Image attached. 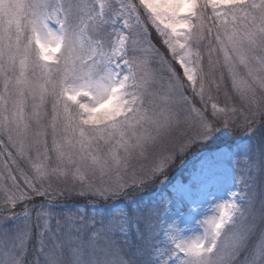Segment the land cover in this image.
<instances>
[{"label":"snow or ice","instance_id":"snow-or-ice-1","mask_svg":"<svg viewBox=\"0 0 264 264\" xmlns=\"http://www.w3.org/2000/svg\"><path fill=\"white\" fill-rule=\"evenodd\" d=\"M0 264H264V0H0Z\"/></svg>","mask_w":264,"mask_h":264},{"label":"rangeland","instance_id":"rangeland-1","mask_svg":"<svg viewBox=\"0 0 264 264\" xmlns=\"http://www.w3.org/2000/svg\"><path fill=\"white\" fill-rule=\"evenodd\" d=\"M199 151L198 149H193L192 152H189L187 157H185L186 161H190L192 156H193V152H197ZM177 163L179 164V161H177ZM183 173L186 175L188 168H185L182 170ZM176 173V169H173L172 172L169 173V175H172ZM74 193H65L64 197L59 198V200L57 201V203L63 204L64 207V211H74L75 210V206L76 205H84L89 203V198H81L79 196H77L76 198L72 197ZM139 195V194H138ZM145 198L149 197L151 195V189L149 191H146L145 193L142 194ZM223 195V193H222ZM39 202V201H38ZM17 211H19V209H17ZM54 211H60L59 208L54 209ZM201 211H205L204 209H201Z\"/></svg>","mask_w":264,"mask_h":264},{"label":"trees","instance_id":"trees-1","mask_svg":"<svg viewBox=\"0 0 264 264\" xmlns=\"http://www.w3.org/2000/svg\"><path fill=\"white\" fill-rule=\"evenodd\" d=\"M72 197L76 198V197H77V195L73 194V195H72Z\"/></svg>","mask_w":264,"mask_h":264}]
</instances>
